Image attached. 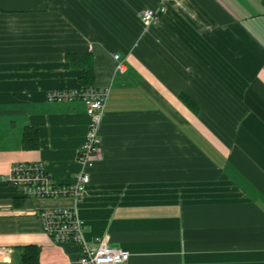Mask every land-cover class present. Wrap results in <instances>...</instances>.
<instances>
[{
  "label": "crops",
  "instance_id": "1",
  "mask_svg": "<svg viewBox=\"0 0 264 264\" xmlns=\"http://www.w3.org/2000/svg\"><path fill=\"white\" fill-rule=\"evenodd\" d=\"M158 3L0 0V246L13 259L36 245L39 264H78L81 245L54 242L37 213L74 201L26 198L4 176L39 161L72 182L91 117L48 93L94 86L110 95L78 201L84 240L129 250L124 264H264V0H174L146 28Z\"/></svg>",
  "mask_w": 264,
  "mask_h": 264
},
{
  "label": "built area",
  "instance_id": "2",
  "mask_svg": "<svg viewBox=\"0 0 264 264\" xmlns=\"http://www.w3.org/2000/svg\"><path fill=\"white\" fill-rule=\"evenodd\" d=\"M174 0H159L154 8H145L141 19L146 28L156 24L161 13L167 11ZM116 69L124 73L126 65L120 54H114ZM110 95L109 87H80L74 89H56L48 93V101L55 103L81 100L91 117L90 130L79 150L82 169L72 182L57 184L54 182L42 162H14L11 164L4 181L15 186L20 194L31 199H71L72 205L44 206L38 209L42 228L54 242L79 243L82 252L78 264H124L129 261L127 249L115 248L106 240L95 243L84 240L85 223L79 215L78 201L87 192L91 181L90 169L94 166L100 150V128L104 119L106 105ZM11 249L0 246V264H18L11 255Z\"/></svg>",
  "mask_w": 264,
  "mask_h": 264
},
{
  "label": "trees",
  "instance_id": "3",
  "mask_svg": "<svg viewBox=\"0 0 264 264\" xmlns=\"http://www.w3.org/2000/svg\"><path fill=\"white\" fill-rule=\"evenodd\" d=\"M72 62H76L74 65L79 66L83 69V76L81 77V82L83 84H90L93 82V65L91 64L90 55H73L69 56ZM74 60V61H73ZM34 134V135H33ZM33 136V137H31ZM36 136V137H35ZM24 141H33L31 144L33 146H38V135L35 131L31 129H26L24 133ZM39 247L36 245H26L16 248L14 260L18 264H39Z\"/></svg>",
  "mask_w": 264,
  "mask_h": 264
}]
</instances>
